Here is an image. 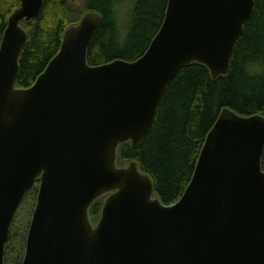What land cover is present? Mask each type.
Segmentation results:
<instances>
[{
    "label": "water",
    "instance_id": "water-1",
    "mask_svg": "<svg viewBox=\"0 0 264 264\" xmlns=\"http://www.w3.org/2000/svg\"><path fill=\"white\" fill-rule=\"evenodd\" d=\"M72 3L85 0H70ZM0 45V264L12 224L39 182L22 264H264V117L224 109L193 177L171 206L119 148L149 135L178 73L226 77L255 0H169L138 60L88 64L102 23L86 13L35 84L18 89L20 58L44 0H18ZM96 225L90 209L103 198Z\"/></svg>",
    "mask_w": 264,
    "mask_h": 264
},
{
    "label": "trees",
    "instance_id": "trees-1",
    "mask_svg": "<svg viewBox=\"0 0 264 264\" xmlns=\"http://www.w3.org/2000/svg\"><path fill=\"white\" fill-rule=\"evenodd\" d=\"M168 1L85 0L75 5L70 0H44L40 15L22 24L28 39L20 58L17 88L35 84L60 52L65 31L80 23L87 12L103 18L88 50L90 66L138 60L159 33ZM19 6L18 0H0V45L8 19ZM224 109L241 116L264 117V0H255L252 17L236 43L228 75L213 80L210 71L200 64L182 69L167 88L149 135L138 147L123 144L118 165L137 162L153 180L155 195L162 204L174 205L191 182L207 136ZM38 191L39 182L23 204H36ZM103 204L101 198L91 207L92 224L99 221ZM16 218L5 249V264H22L25 255L27 234L19 247L15 244Z\"/></svg>",
    "mask_w": 264,
    "mask_h": 264
},
{
    "label": "rangeland",
    "instance_id": "rangeland-1",
    "mask_svg": "<svg viewBox=\"0 0 264 264\" xmlns=\"http://www.w3.org/2000/svg\"><path fill=\"white\" fill-rule=\"evenodd\" d=\"M74 4L78 5V2H75ZM128 164H126L122 167H125ZM102 199L105 200L106 197H103ZM34 207H35V204L27 201V203H25L21 206L20 210L17 213V216H16L17 218L15 221L16 223L14 225V231L18 232V237L16 238V241H15V244L18 247L23 243V241H22L23 236L28 233V227H29L31 219H32ZM96 224H93V225H96Z\"/></svg>",
    "mask_w": 264,
    "mask_h": 264
},
{
    "label": "bare ground",
    "instance_id": "bare-ground-1",
    "mask_svg": "<svg viewBox=\"0 0 264 264\" xmlns=\"http://www.w3.org/2000/svg\"><path fill=\"white\" fill-rule=\"evenodd\" d=\"M28 229H29V227H28Z\"/></svg>",
    "mask_w": 264,
    "mask_h": 264
}]
</instances>
